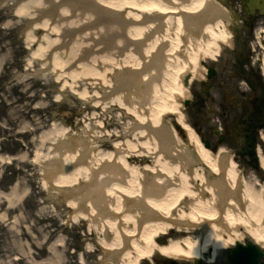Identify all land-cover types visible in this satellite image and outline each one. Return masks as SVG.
Wrapping results in <instances>:
<instances>
[{
    "label": "bare ground",
    "instance_id": "1",
    "mask_svg": "<svg viewBox=\"0 0 264 264\" xmlns=\"http://www.w3.org/2000/svg\"><path fill=\"white\" fill-rule=\"evenodd\" d=\"M14 14L30 18V57L57 75L61 93L90 102L89 111L103 106L131 118L128 134H99L111 123L85 115L92 145L77 139L54 149L63 162L53 187H66L74 221L88 219L102 232L106 258L141 264L158 251L178 260L210 253L213 261L245 230L264 245V157L257 169L241 171L231 150L205 147L180 108L184 76L191 81L204 56L229 40L222 4L20 0ZM169 116H176L173 127Z\"/></svg>",
    "mask_w": 264,
    "mask_h": 264
},
{
    "label": "rangeland",
    "instance_id": "2",
    "mask_svg": "<svg viewBox=\"0 0 264 264\" xmlns=\"http://www.w3.org/2000/svg\"><path fill=\"white\" fill-rule=\"evenodd\" d=\"M18 1L0 0V264H115L106 258L98 244L102 232L94 229L88 219L73 220L72 209L53 188L50 177L63 162L54 156L56 147H65L66 142L77 139L88 142L87 147L92 145L85 132V115L98 117L94 123L103 119L111 123L100 129L99 134L112 131L128 134L131 118L121 115L120 110L104 113L103 106L89 111L86 106L90 102L73 96L69 89L59 91L61 84L54 82L57 75L43 70L40 61L30 57L35 49L26 37L30 18L14 14ZM209 62L210 57L205 55L204 67L201 64V72L193 77L187 96L181 99L183 118L198 136L210 140L214 145L211 152L216 153L219 148L229 151L230 145L240 154L235 141L228 138L222 141L220 137L227 129L200 101L203 98L200 79ZM185 99L193 102L185 107ZM197 100L198 111L194 105ZM115 117L118 125L111 121ZM175 119L176 116H169L166 122L173 127ZM221 126L225 131L217 132ZM181 138L186 142L187 134L182 133ZM230 152L237 165L242 159L246 168L250 167L246 156L241 154L243 157L238 160ZM248 175L245 173V178ZM246 239H253L247 230L234 242ZM229 246L232 245L219 248L215 264H227ZM167 259H172L168 264H194L192 259L178 260L158 251L141 264H166Z\"/></svg>",
    "mask_w": 264,
    "mask_h": 264
},
{
    "label": "flooded vegetation",
    "instance_id": "3",
    "mask_svg": "<svg viewBox=\"0 0 264 264\" xmlns=\"http://www.w3.org/2000/svg\"><path fill=\"white\" fill-rule=\"evenodd\" d=\"M226 2L233 9L230 37L211 57L202 84L208 113L216 114L227 129L223 139L235 141L239 156L258 168L256 156L264 157V0ZM240 243L247 246L249 241ZM226 254L231 264L230 249ZM259 264H264V256Z\"/></svg>",
    "mask_w": 264,
    "mask_h": 264
},
{
    "label": "water",
    "instance_id": "4",
    "mask_svg": "<svg viewBox=\"0 0 264 264\" xmlns=\"http://www.w3.org/2000/svg\"><path fill=\"white\" fill-rule=\"evenodd\" d=\"M208 146V143H206ZM241 251L238 249L234 251V264H250L255 261V258L247 257L246 259L242 258Z\"/></svg>",
    "mask_w": 264,
    "mask_h": 264
}]
</instances>
